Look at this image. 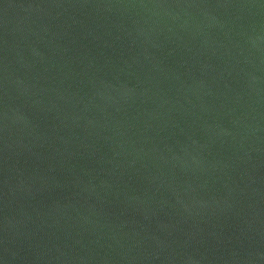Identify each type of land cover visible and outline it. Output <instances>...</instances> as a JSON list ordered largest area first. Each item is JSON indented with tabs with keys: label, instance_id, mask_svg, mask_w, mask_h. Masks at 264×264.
<instances>
[{
	"label": "water",
	"instance_id": "95a60500",
	"mask_svg": "<svg viewBox=\"0 0 264 264\" xmlns=\"http://www.w3.org/2000/svg\"><path fill=\"white\" fill-rule=\"evenodd\" d=\"M0 264H264V0H0Z\"/></svg>",
	"mask_w": 264,
	"mask_h": 264
}]
</instances>
